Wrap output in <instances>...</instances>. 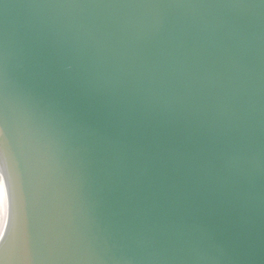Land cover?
I'll list each match as a JSON object with an SVG mask.
<instances>
[{"label": "water", "instance_id": "95a60500", "mask_svg": "<svg viewBox=\"0 0 264 264\" xmlns=\"http://www.w3.org/2000/svg\"><path fill=\"white\" fill-rule=\"evenodd\" d=\"M0 264H264V0H0Z\"/></svg>", "mask_w": 264, "mask_h": 264}, {"label": "bare ground", "instance_id": "6f19581e", "mask_svg": "<svg viewBox=\"0 0 264 264\" xmlns=\"http://www.w3.org/2000/svg\"><path fill=\"white\" fill-rule=\"evenodd\" d=\"M4 159V155H3V151L0 147V161ZM12 242L11 239V235H7V236H3L0 237V245L2 248V251L4 252V250L9 246V244Z\"/></svg>", "mask_w": 264, "mask_h": 264}, {"label": "snow or ice", "instance_id": "6c2138e0", "mask_svg": "<svg viewBox=\"0 0 264 264\" xmlns=\"http://www.w3.org/2000/svg\"><path fill=\"white\" fill-rule=\"evenodd\" d=\"M0 136H3V125L0 124Z\"/></svg>", "mask_w": 264, "mask_h": 264}]
</instances>
